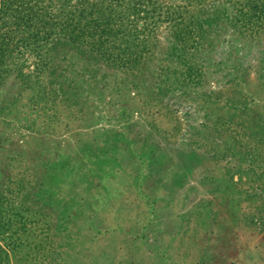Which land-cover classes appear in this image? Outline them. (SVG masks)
<instances>
[{
  "label": "rangeland",
  "instance_id": "rangeland-1",
  "mask_svg": "<svg viewBox=\"0 0 264 264\" xmlns=\"http://www.w3.org/2000/svg\"><path fill=\"white\" fill-rule=\"evenodd\" d=\"M46 1L1 20L0 264H264V0Z\"/></svg>",
  "mask_w": 264,
  "mask_h": 264
},
{
  "label": "trees",
  "instance_id": "trees-1",
  "mask_svg": "<svg viewBox=\"0 0 264 264\" xmlns=\"http://www.w3.org/2000/svg\"><path fill=\"white\" fill-rule=\"evenodd\" d=\"M47 5L45 6L46 9H49L50 11L48 12H52L50 13L51 15H53L52 17H54L57 22L59 23V25L63 26L64 28H69L70 26L73 25V23H68V21H74V23H79L81 24L82 26H84V23L87 22L86 26L87 27H91V29H93V31L95 29H100L101 31V34H106L107 33H113V30L115 31V29H117L119 27L122 28V24L121 23V19L119 18H116V19H113L112 16L108 15V16H105L104 14H98L97 16L95 17H89L87 19L86 15L84 16L83 14V11L84 10H81V13L78 14V17L76 16V18H74V10H66V0H47L46 1ZM12 3L9 2V0H1L0 1V21L2 19H4L3 17H5V14L8 13L9 9H10V5ZM57 8V12H53L51 10L53 9H56ZM256 11L257 14L255 15H247L245 17V20L243 22L244 24V27L247 28V30H250V32H254V33H257L259 30L261 29H264V4H258V5H254L253 7ZM10 13V12H9ZM246 14L243 13V16H245ZM51 17V16H50ZM115 21H118V22H115ZM202 23H206V21H201ZM113 23V24H112ZM19 26V23H16L15 21H11L10 19H8V17H6V20L4 21H1L0 22V51H2V47L5 45V47L7 45L10 44V40H13L14 39V36L13 35L16 31L17 28ZM191 26V24H190ZM125 27H123L124 29ZM211 28V24L207 23V29L205 30V32L207 33ZM84 30H88V29H84ZM194 30V28H193ZM198 31H201L202 28H201V23L199 24L198 28H197ZM123 33V30H119V31H116V33ZM198 34V33H197ZM22 36V35H21ZM199 37L200 34L196 35V37ZM3 40H7L6 43L2 42ZM120 40L121 41V38H118V37H115V44H120L121 43V47L119 48H122V50H127L128 53H129V50H130V44L129 42L125 41L123 44L122 42L118 41ZM198 42L196 41V44ZM134 52V50H131L130 53ZM50 61V58H46L45 62H49ZM200 64L197 65H193V66H189V69H194V78H198L199 77V74H198V71L199 73L202 72L200 71ZM42 92L43 93H48V89L46 88V86L43 87L42 89ZM49 96V95H48ZM0 195H2V190L0 191ZM2 247V244L0 243V250H1Z\"/></svg>",
  "mask_w": 264,
  "mask_h": 264
}]
</instances>
